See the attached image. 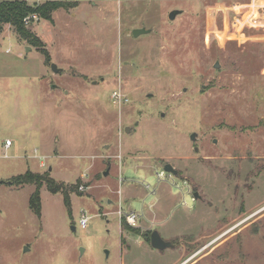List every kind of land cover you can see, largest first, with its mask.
Wrapping results in <instances>:
<instances>
[{
  "label": "rangeland",
  "instance_id": "obj_1",
  "mask_svg": "<svg viewBox=\"0 0 264 264\" xmlns=\"http://www.w3.org/2000/svg\"><path fill=\"white\" fill-rule=\"evenodd\" d=\"M48 1L65 6L27 38L0 29V264H264V14L26 0ZM27 172L71 207L44 182L35 214L37 187L7 183ZM154 231L176 247L154 249Z\"/></svg>",
  "mask_w": 264,
  "mask_h": 264
},
{
  "label": "trees",
  "instance_id": "obj_2",
  "mask_svg": "<svg viewBox=\"0 0 264 264\" xmlns=\"http://www.w3.org/2000/svg\"><path fill=\"white\" fill-rule=\"evenodd\" d=\"M65 6V3L60 1H48L39 6H31L26 1H1L0 2V29H2L4 24L13 25L21 37L27 38L30 33L25 28V19L31 15H37L41 19L51 20L52 12L56 9ZM44 182L50 192L58 194L61 191L65 194V204L66 207H71V201L68 196V190L63 186H58L51 179H45L43 175L33 174L32 172H27L25 175H21L8 181L11 185H35L37 187L36 192L32 195L30 200V208L38 216L41 215L42 205H41V193L40 190L44 186ZM71 212V209H69ZM124 228L129 231H138L132 226H130L126 221L123 223ZM150 234L146 235L147 237Z\"/></svg>",
  "mask_w": 264,
  "mask_h": 264
},
{
  "label": "water",
  "instance_id": "obj_3",
  "mask_svg": "<svg viewBox=\"0 0 264 264\" xmlns=\"http://www.w3.org/2000/svg\"><path fill=\"white\" fill-rule=\"evenodd\" d=\"M182 13H183L182 10H178V9L173 10L170 13V19L172 21H174ZM149 33H151L150 29L142 28V29L134 30L133 35H134L135 38H139L140 36L145 35V34H149ZM28 49H30V48H28ZM216 68H219V65H216ZM53 70H54L55 73L59 72V69H58V67L56 65H53ZM263 123H264V121H263ZM127 131L129 132L130 129L128 128ZM197 136L198 135L196 133H193L191 135V140L193 142H196L197 141ZM198 150L199 149H197V151ZM165 171L168 174L173 175L175 177H177L179 175V172L176 170V168L172 164L165 165ZM1 183H6V182L5 181H0V184ZM194 196H195V199H201L200 195L198 193H195ZM151 245H152V247L154 249H156L158 251H164V250H166L168 248H175L176 247V245L174 243L166 241L161 236L160 232H158V231L152 232ZM27 250H28V248L25 249V251H27ZM83 253H84V249H81V255H83ZM106 254H107V256H109L108 252Z\"/></svg>",
  "mask_w": 264,
  "mask_h": 264
},
{
  "label": "built area",
  "instance_id": "obj_4",
  "mask_svg": "<svg viewBox=\"0 0 264 264\" xmlns=\"http://www.w3.org/2000/svg\"><path fill=\"white\" fill-rule=\"evenodd\" d=\"M0 1H6V0H0ZM20 1H26V0H20ZM226 1H229L230 3L231 2L235 3L237 7H249L254 19H258L261 14H264V0H226ZM237 10L239 11L241 9H237ZM31 18H36V16L32 15L31 17H27L25 19L26 24H28L31 21ZM12 144H13L12 141L8 140L5 144V147L8 149L12 146ZM88 221H89V218H87L86 216H83L82 219L80 220L81 226L83 228L87 227ZM127 221L130 225L136 226L137 215L133 213L129 214L127 216Z\"/></svg>",
  "mask_w": 264,
  "mask_h": 264
},
{
  "label": "flooded vegetation",
  "instance_id": "obj_5",
  "mask_svg": "<svg viewBox=\"0 0 264 264\" xmlns=\"http://www.w3.org/2000/svg\"><path fill=\"white\" fill-rule=\"evenodd\" d=\"M195 193H196V192H195ZM195 193H194V194H195Z\"/></svg>",
  "mask_w": 264,
  "mask_h": 264
}]
</instances>
